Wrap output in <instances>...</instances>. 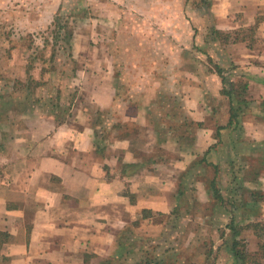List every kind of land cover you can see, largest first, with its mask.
Segmentation results:
<instances>
[{
    "label": "rangeland",
    "instance_id": "1",
    "mask_svg": "<svg viewBox=\"0 0 264 264\" xmlns=\"http://www.w3.org/2000/svg\"><path fill=\"white\" fill-rule=\"evenodd\" d=\"M117 4L123 8L118 10L123 14L121 23H117L118 16L111 12L107 17H99L101 6L109 5L112 9ZM201 9L203 8L199 0H0V94L5 92L2 94L7 95L5 100L0 99V194L4 195L5 191L11 202L21 205L22 195L16 192L19 187L13 185L15 191L11 192L14 194H9L10 186L14 181L23 185L31 168L36 167L42 158L50 156L45 152L50 151L48 148L51 146L64 150L53 157L77 170L80 169L79 164H90V160L99 166L101 162H106V154L111 155L112 152L104 154L105 146L116 136V133L110 132L111 126L119 120L124 110L120 97L117 99L112 92L113 73L118 74V84L124 94H135L142 86L137 79L139 70H144V67L140 69L137 66L142 65L143 61L148 62V58L152 57L158 69L162 93L165 95L159 105L154 108L150 106L147 110L154 111V121L160 123L158 141L164 151H157L156 154L159 155L154 161L144 164L143 167L148 165L150 168L154 162H171L186 154L192 159L190 165L194 168L181 181L182 193L180 189L178 191V200L181 202L177 215L179 219L173 217L172 221L167 222L163 219L166 225L164 229H167L163 240H170L171 248L176 245L173 239L180 228L183 231L196 232L195 226L193 229H184V218L195 208L191 206L190 209V201H196L194 206L199 203L195 190L198 185L196 180H210L213 177L219 182L221 171L217 170L216 176L214 169H204L201 162L197 161L206 158L195 151L197 134L204 129L206 123L194 121L188 113L182 115L180 96L183 95L184 102L191 95L188 84L194 83L192 75L202 78L203 72L207 74L209 68L215 73L217 67L226 72L234 71L233 79L236 80L238 71L230 60L241 53L240 49H244L235 47L232 41L222 43L223 45L219 40L211 41L209 29L214 26V21ZM113 31H118L114 37ZM245 32L242 38L247 35L248 38L253 36V40H256V33L251 34L249 30ZM256 41L252 42L253 46ZM47 69L48 72H45ZM29 75L36 81H43L45 85L38 87L34 93L25 88L21 89L17 84L18 80L27 84ZM240 80H236L239 81L237 84L241 82L240 85H243L247 82ZM6 82L8 87L5 86ZM185 84L187 85L180 88ZM196 94L200 95V92L197 91ZM28 96L29 100L26 102L25 98ZM209 99L214 105H223L224 109L222 99L215 96ZM246 99L251 103L252 97L248 92ZM216 108L219 113L221 111V107H214V118L219 114L214 112ZM135 109L134 105L128 107L130 118L123 117L126 120L124 122H128L130 127H144L145 121L133 117ZM186 116L194 124L189 125ZM98 118L103 119L102 124H97ZM207 124L211 125L212 122ZM95 125L98 126L97 133ZM90 129L93 130V136L91 143L88 138L87 142L92 148V154L76 152L75 146H86L85 138L78 141V137L90 134ZM226 130V144L231 148L227 153L230 167L228 173L234 183L239 178H245L248 165L256 164L260 157L254 152L257 148L255 141L245 136L244 126L241 132L234 127H227ZM108 132L111 134L107 135ZM241 135L242 138H239ZM143 138L137 152L140 155L147 153L148 148L149 138L142 135ZM193 140L195 141L192 143ZM30 148L33 149L28 152ZM134 154L136 158V149ZM120 156V151H116L115 157L120 159ZM141 167L135 161L121 163L117 165V169L108 167V180H116V185L113 184L114 191L132 198L134 190L130 184L124 183L123 177L139 171ZM168 172L170 170L165 168L162 171L163 175ZM175 174L178 175L177 172ZM41 178L39 197L30 195L32 198L27 201V211L43 208L47 200L43 193L50 190L45 184L50 177ZM222 180L226 181V178ZM61 204L71 212H76L73 208L83 207L82 202L75 201L71 195H65ZM136 217L139 216L129 214L126 220L131 224ZM86 218L77 217L81 222ZM175 225L178 226L177 230L172 229ZM114 231L116 238L125 232ZM187 234L186 231V237ZM6 241V236L1 235L0 251ZM148 241L150 240H144L135 246L125 245L123 250H126V255H131V264L142 258L144 251L166 264L173 262V254L170 255L172 251L166 254L167 245L154 246V243ZM118 251L117 244H114L111 254ZM84 260L85 263L103 264L105 258L94 257L85 252Z\"/></svg>",
    "mask_w": 264,
    "mask_h": 264
},
{
    "label": "crops",
    "instance_id": "2",
    "mask_svg": "<svg viewBox=\"0 0 264 264\" xmlns=\"http://www.w3.org/2000/svg\"><path fill=\"white\" fill-rule=\"evenodd\" d=\"M210 1L213 27L220 32L236 33L234 37H240V40H237L233 45L244 49H240L241 53L234 55L230 62L237 68L236 80L247 81L248 93L252 97L249 108L244 110L240 119L245 127V136L255 143H262L264 142V0ZM109 7V5L101 6L99 17L103 18L104 15L107 17L111 12L118 16L117 23H121L123 14L118 10L123 8L118 4L114 5L112 9ZM253 26L257 41L250 49L247 41L242 40L241 36ZM117 32L113 31L112 36H116ZM143 67L144 70L141 69ZM137 68L141 69L137 79L142 83V86L135 94L129 92L124 94L122 87L118 84L117 73H113L115 84L112 83V92L117 99L120 97L124 106L122 116L118 121H121L122 124L128 123L124 121L130 118L128 113L130 105H134L136 108L133 117L145 121L144 127L138 126V133L130 136L116 134L117 137L111 139L105 146L104 154L112 152L111 155L106 154V162H101V166H99L90 160V164L87 162L79 164L80 169L78 170L53 157L64 150L58 146H51L48 148L50 151L45 152L50 156L42 158L36 167L31 168L23 185L16 184L14 181V184L10 186L9 194H14V186L19 187L16 192L22 195L21 205L18 202H11L4 190V195L0 194V233L7 235V241L0 251V264H90L85 263V252L103 258L111 256L112 247L116 244L114 230L129 231L140 240H163L164 234L167 232V229H164L166 227L164 223L155 222L154 218L141 219L140 225L133 227L132 223L130 224L126 220V216L129 214L134 217L140 216L143 211L148 210L154 215L161 214L169 218L173 209L180 203L178 188L188 172L192 170V165H190L192 159L186 154L169 161L170 163L167 161L154 162L150 168L148 165L143 167L146 160L147 164L150 159L154 161L157 157L156 152L164 149L158 141L160 133L158 124L154 121L155 112L149 111L147 108L159 105L165 94L162 93L161 82L158 80V69H156L152 57L148 58V62L143 61V64L138 65ZM207 71V74L203 72L202 78L192 75L194 83L188 84V92L191 91V95L186 97L184 102L183 95L180 96V111L182 115L188 113L194 121L206 123L204 129L197 134L195 151L201 156H206L207 163L217 166L221 171L218 177L220 181L217 182L219 194L226 200L230 199L231 203L236 202L237 222L234 226L239 232L238 238L244 240L248 250L254 253L258 251L261 239L257 237L252 228H248V225L264 222V202L254 203L247 197L248 194H246V198L245 196L241 197L240 191L235 196V186L228 173L230 167L227 153L231 148L226 144V140L228 141L226 129L230 127V103L226 100L228 98L223 95L222 83L218 74L211 68ZM197 91L200 92V95L196 94ZM211 96L222 99L224 109L223 105H214L209 99ZM214 107H221L220 113L219 109L218 111L217 108L215 109L214 112L219 113L215 118L212 115ZM188 121L192 122L189 118ZM210 121L212 124L208 125L207 122ZM218 128L220 129L219 134ZM142 135L149 138V141L147 153L140 155L137 152L140 141L144 140ZM92 136L93 130L90 129V134L86 133L78 137V141L85 138L86 146L84 148L79 145L78 148L75 146L76 152L91 155L93 151L89 143H91ZM57 139L55 138V140ZM16 140L18 141V138ZM32 149L30 148L28 152ZM135 149L136 158L134 157ZM116 151H120V159L115 157ZM214 158H216L215 162ZM132 161L142 167L139 171L128 173L123 177L124 183L130 184L134 190V196L129 198L125 193L114 191L116 180H108L109 171L106 172L104 167L117 169V165ZM205 165H202L204 169L205 167L214 169L212 166ZM253 166V164H249L247 171ZM164 168L170 170L166 175L162 173ZM176 172L178 175L175 174ZM186 172L187 174L183 176ZM41 176L51 178L45 183L50 187V190L43 193L44 199L47 200L44 202L43 208L27 211V201L32 198L30 195L39 197ZM223 178H226V181L222 180ZM250 179L246 176L243 178V182H240L242 190L264 194V173L257 182ZM210 180L202 178L196 180L198 185L195 186V190L199 203L196 206L190 204V209L195 208L184 218V229H193L195 226L197 231H183L180 228L175 232L176 236L173 240L176 245L172 260L176 264H207L211 262L213 264H233L225 245V242L233 236L229 227L232 220L231 205L229 208L220 205L214 207ZM53 181L56 183L54 184ZM54 185L56 188H53ZM65 195H71L75 201L82 202L83 207L73 208L76 212L66 209V206L61 204ZM207 207L210 210H207ZM80 216L87 218L82 219L81 222L77 219ZM138 219L139 217H136V220ZM169 241H166L168 246L171 244ZM191 251L194 253L192 254Z\"/></svg>",
    "mask_w": 264,
    "mask_h": 264
},
{
    "label": "trees",
    "instance_id": "3",
    "mask_svg": "<svg viewBox=\"0 0 264 264\" xmlns=\"http://www.w3.org/2000/svg\"><path fill=\"white\" fill-rule=\"evenodd\" d=\"M199 1L201 2L202 8H203L201 10L203 12H205L206 14L211 16V13H210V6H211L210 2L211 1L210 0H199ZM211 18H212V16H211ZM248 30L251 31V34H253L255 29L250 28ZM209 33L212 36L211 41H218L219 40V42H221V45H223L222 43L225 44V43H228L231 41L233 43H236L237 40H240L239 36H235L234 39L232 38V37H234V35H236V33L220 32V31L216 30L214 27L209 29ZM245 33H243V34H245ZM252 37L253 36H251V38H248V36L246 35V36H244V38H242V36H241L242 40L249 42L248 47L250 49L254 47L252 42L256 41V40H253ZM69 40L71 43V36L69 37ZM45 43H47V42L45 41ZM70 43H68V44L71 45ZM62 48H64V47H62ZM72 57H73V55H72ZM44 71L48 72V69L44 70ZM217 74L221 79V83H222V87H223V91H222L223 95H225L230 102V127H234L236 130L241 132V130H243V124H242L240 118L242 116V113L244 112V108H248V106L250 104L248 102V100L246 99V95L248 92V84L243 83V85H240L241 82L239 84H237L238 82H236L233 79L234 71H227L226 72L221 67H217ZM27 81H28V83L24 84V82H21L20 80H18L17 84L21 87V89L25 88L30 93H32L38 87L45 85V83H43V81L42 82H40V80L36 81L30 75L27 77ZM8 85L9 84L6 82L5 86L8 87ZM2 93H5V92H2ZM2 93L0 94V99L5 100L7 95L2 94ZM25 99L27 100L26 102H28L29 96L26 97ZM37 102H39V100H37ZM187 122L189 125L194 124L193 122H189L188 120H187ZM98 123L102 124L103 119L98 118L97 124ZM159 124L160 123H158V131L160 133L161 128H160ZM96 125H95L94 129H95V132L97 133L98 126H96ZM198 126H202V125L198 124ZM129 127H130V124H122L121 121H117V122H114L112 124L110 132L116 133V134H118V136H120V135L121 136H130V135H134L135 133H138L139 128L137 126L130 127V128ZM102 130L104 131L105 128H102ZM217 131L219 134L220 129L218 128ZM110 134H109V132L107 133V135H110ZM191 135H192V131H191L190 137H191ZM242 135H243V132H242ZM242 135L240 137L239 136L238 137L242 138ZM115 137H117V136H114V138ZM234 142H235V140H234ZM255 144H256L257 148L255 149L254 152L256 154H259L260 159L256 162V164H253L254 166L252 168H250V170L247 171L246 175L248 178H251L250 179L251 181L257 182L259 177L264 173V150H263L264 142L255 143ZM163 151L164 150H159L158 152H163ZM197 161L201 162V165L208 164L205 166H212L214 168L215 174L217 176V170H218L217 166L207 163L206 158H203V159L201 158V160H197ZM149 162H153V161L150 160ZM145 163H147V160L145 161ZM193 168L194 167H192V169ZM104 170L107 172V171H109V168L107 166H105ZM186 174H187V172L184 173L183 176ZM240 182H243V179L239 178V179H237L236 182L233 183V185L235 186V196H236V194L238 195V192L240 191L241 197L244 196V194L246 193V194H248L247 197L254 203L264 202V194H262L261 192H247L246 190H242V184ZM182 187H183V185L180 184V187L178 188V189H180L181 193L183 191ZM210 190L212 191V196L214 199L213 200L214 207L220 205L224 208L226 206H227V208H229L231 205L232 220H231V224L229 227H230V230L232 231L233 236L229 241L225 242V245H226L228 253L231 256L232 263L233 264H264V222H256V223L248 225V228L249 229L252 228L255 231L257 237L261 239V244L259 245L258 251L254 252V253L250 252L248 250V246L244 242V240H241L238 238L239 232L237 231V229L234 226L237 222V218H236V214H235L236 202L231 203L230 199L226 200L225 198L222 197V195L219 194V190H218V186H217V182H216L215 178L211 179ZM181 193H179V194L181 195ZM245 198H246V196H245ZM194 202H196V201H191L190 204L192 205ZM243 203H245V202H243ZM180 205H181V202L176 205V207L173 209L169 218L164 217L161 214L154 215L151 211L145 210L140 214L139 219L135 220L132 223V225H133V227L139 226L141 219L143 220V219L154 218L155 222H158L160 224L163 223V219H166L168 221H172L173 217L179 219V217L177 215L180 212ZM206 209L210 210L208 207ZM250 211H253V210H250ZM156 217L159 218V220H157ZM176 228H178V226H176V225L172 227L173 230H177ZM1 235H4L7 237V235L4 233H0V236ZM164 236H166V233L164 234ZM148 240H150V241H148L149 243H154V246L167 245L166 241H162V243H156L155 240H151V239H148ZM143 241L144 240H140L139 238L134 236L133 233H131L129 231H125V232L121 233V236H119V238L118 237L116 238V244H117V247L119 248L118 253H115V254L112 253L111 256H109L108 258H105L103 264H131V263H133V261H132L133 259H130L131 255L128 253L126 255L124 253L126 250L124 251L123 248L125 247V245L135 246V245L142 243ZM165 247H166L167 253H166V251L164 253L168 254L170 251H172V253L170 254L172 256V254L175 251V247L169 248L168 245ZM94 257H97V256L94 255ZM173 263L175 264L174 261L169 262L168 264H173ZM134 264H166V263L163 262L162 260H159L158 258H153V256H150V254L148 252L144 251L142 258H140L139 260L136 259V262ZM207 264H213V263L211 262V263H207Z\"/></svg>",
    "mask_w": 264,
    "mask_h": 264
}]
</instances>
